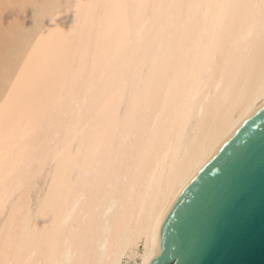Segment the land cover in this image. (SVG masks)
Instances as JSON below:
<instances>
[{
  "label": "bare ground",
  "instance_id": "1",
  "mask_svg": "<svg viewBox=\"0 0 264 264\" xmlns=\"http://www.w3.org/2000/svg\"><path fill=\"white\" fill-rule=\"evenodd\" d=\"M263 105L264 0H0V264H146Z\"/></svg>",
  "mask_w": 264,
  "mask_h": 264
},
{
  "label": "water",
  "instance_id": "2",
  "mask_svg": "<svg viewBox=\"0 0 264 264\" xmlns=\"http://www.w3.org/2000/svg\"><path fill=\"white\" fill-rule=\"evenodd\" d=\"M146 264H264V105L169 201Z\"/></svg>",
  "mask_w": 264,
  "mask_h": 264
}]
</instances>
